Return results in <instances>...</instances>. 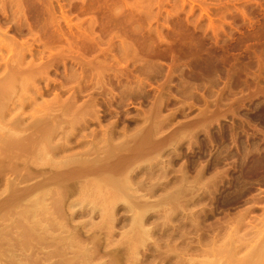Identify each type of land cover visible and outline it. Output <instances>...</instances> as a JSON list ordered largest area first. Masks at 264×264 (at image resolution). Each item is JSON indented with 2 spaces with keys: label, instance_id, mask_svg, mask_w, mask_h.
I'll return each instance as SVG.
<instances>
[{
  "label": "rangeland",
  "instance_id": "1",
  "mask_svg": "<svg viewBox=\"0 0 264 264\" xmlns=\"http://www.w3.org/2000/svg\"><path fill=\"white\" fill-rule=\"evenodd\" d=\"M0 264H264V0H0Z\"/></svg>",
  "mask_w": 264,
  "mask_h": 264
},
{
  "label": "bare ground",
  "instance_id": "2",
  "mask_svg": "<svg viewBox=\"0 0 264 264\" xmlns=\"http://www.w3.org/2000/svg\"><path fill=\"white\" fill-rule=\"evenodd\" d=\"M18 156L21 157V154H19ZM19 159H20V158H19ZM23 159H24V158H23ZM17 161H18V160H17ZM19 161H20V160H19ZM13 164H14V162H13ZM19 164H20V162H19ZM23 164H24V163H23ZM28 164H29V162H28ZM30 164H31V163H30ZM14 165H15V164H14ZM14 165H13V166H14ZM25 165H27V164H25ZM25 165H24V166H25ZM31 165H32V164H31ZM31 165H30V166H31ZM16 166H17V164H16ZM18 166H19V165H18ZM27 166H28V165H27ZM30 166H29V168H30ZM32 166H33V165H32ZM32 166H31V167H32ZM14 168H15V166H14ZM17 168H19V167H17ZM20 169H21V168H19V170H20ZM26 169H27V168H26ZM16 170H17V169H16ZM26 171H27V170H26ZM27 174H28V173H27ZM28 176H29V175H28ZM28 176H27V177H28ZM19 178H20V177H19ZM49 180H50V179H49ZM49 180H48V182H50ZM10 182H12V181H10ZM45 182H46V181H45ZM15 183H16V181H15ZM46 184H47V183H46ZM8 185H9V184H8ZM12 185H13V184H12ZM43 185H44V184H43ZM13 187H14V186H12L11 189H13ZM31 187H32V186H31ZM6 189H7V188H6ZM14 189H15V188H14ZM15 190H17V188H16ZM8 191H9V190H8ZM8 191H7V192H8ZM22 191H25V190H22ZM28 191H29V190H28ZM9 192H11V191H9ZM32 192H33V191H32ZM14 193H15V192H14ZM21 193H23V192H21ZM16 195H18V194L16 193ZM22 195H23V194H22ZM24 196H25V195H24ZM17 197H18V196H17ZM25 197H26V196H25ZM21 198H22V197H21Z\"/></svg>",
  "mask_w": 264,
  "mask_h": 264
}]
</instances>
